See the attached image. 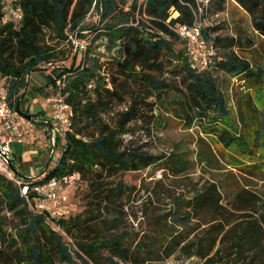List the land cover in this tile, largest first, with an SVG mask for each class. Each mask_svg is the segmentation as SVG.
Masks as SVG:
<instances>
[{"label":"trees","instance_id":"obj_1","mask_svg":"<svg viewBox=\"0 0 264 264\" xmlns=\"http://www.w3.org/2000/svg\"><path fill=\"white\" fill-rule=\"evenodd\" d=\"M231 1L251 17L253 30L264 41V0ZM18 2L23 18L15 24L2 22L0 0V74L6 77L9 104L36 123L41 122L40 112L29 113L21 104L32 75L47 70L45 84L37 89L38 93L62 80V92L72 109L71 131L60 145L59 158L52 167L47 166L38 174L34 182L71 174H76L78 180L72 189L75 212L58 221L64 235L54 230L44 215L32 213L20 197L19 189L0 174V213L3 209L18 221L11 237L0 229V264H101L99 257L103 251L108 253L109 264L131 261L147 264L167 258L176 251L189 253L194 247V252L187 257L203 259L208 256L202 252L200 241L196 245L192 242L183 244L186 237L176 234L174 225L180 222L185 208L218 213L221 194L215 183L196 189L187 204L177 198L174 202L176 210L166 214L173 215L167 222L170 225L166 231L133 244L126 233L112 234L121 225V218L115 211L122 205L126 185L118 181L112 186L109 179L119 173L138 172L157 164L175 173L188 169L184 152L176 150L172 155H157L134 146L131 139H125L126 135H133L131 123L152 116L145 110L152 105L151 101H156L164 105L167 122L177 120L188 128L196 124L203 134L197 138L200 145L209 139L225 148L240 146L238 156L244 162L234 159V165L237 164L233 167L238 166L240 173L247 177L264 181V161L258 159L251 148H260L264 122L259 123L261 130H255L251 146L245 145L244 137L230 123L226 99L208 71L209 68L218 69L236 78L245 93L254 91L264 96L263 67L238 55L236 50L241 46L237 38L214 36L219 26L201 25L199 32L203 44L220 50L209 55L202 68L192 56L188 41L172 30L178 24L193 26L196 20L201 22L209 5L213 4L216 12L222 11L227 0H209L205 5L198 4L197 0ZM94 9L97 19L93 24H87V17ZM46 31L53 33L57 41L71 46L72 36L79 41L90 39L85 50L76 49L77 54H81L79 62L73 61L70 66L62 64L60 60L67 56L63 50L57 51L46 43ZM102 39L104 48L111 53L105 64L101 62V56L91 55L92 44ZM244 40L253 46L252 39L245 37ZM243 101L252 107L249 98ZM115 105L125 106L117 112L113 122L103 121L101 115L110 112ZM251 110L255 114V109ZM152 119L159 121L155 116ZM241 119L245 124V119ZM83 182L87 189L82 196L85 204L80 214L76 209L79 202L75 203V191ZM250 193L252 210L260 205L262 212L258 216L241 215L240 224L231 230V256L233 260H239L251 254L249 262L244 264H264V247L261 245L264 240V201ZM213 221L216 222L204 231V236L211 237L214 242L221 235L222 242L227 231L224 232L221 219L214 218ZM96 223L109 233L107 237L91 236Z\"/></svg>","mask_w":264,"mask_h":264},{"label":"rangeland","instance_id":"obj_2","mask_svg":"<svg viewBox=\"0 0 264 264\" xmlns=\"http://www.w3.org/2000/svg\"><path fill=\"white\" fill-rule=\"evenodd\" d=\"M96 19L97 11L94 9L88 15L86 23L93 24ZM201 24L204 27L219 26L220 29L213 34L214 36L237 38L241 46L239 50H236L238 55L249 60L252 64L262 66L264 69V41L259 39L253 30L251 17L236 3L227 0L224 9L220 12H216L213 4L209 5L206 13L203 14ZM245 37L254 41L253 46H250L244 40ZM44 40L57 51L63 50L65 57H67L65 60H60V62L70 66L73 61L77 64L80 60L81 54H77L76 49L85 50V46L90 39L79 41L72 36L71 43L73 46H71L66 42L57 41L53 33L46 31ZM104 43L103 39L93 43V53L91 55L101 56L100 60L105 64L108 62L111 53L106 51ZM214 52H220V50L213 47ZM208 71L215 79L219 92L226 99L230 109V123L244 137L242 140L245 145L251 146L255 130H261L259 123L261 120L264 122V96L258 94L260 92L255 93L254 91L245 93V90L240 87L241 83L236 78L230 77L218 69L209 68ZM47 73V70L37 71L32 76V80L29 81L24 103L28 105L30 112L36 109L39 102L37 89L44 86ZM42 94L44 95L45 91ZM46 94L49 95L50 93L46 92ZM46 94L44 97H47ZM244 98H249L252 107L248 106L245 103L246 101H243ZM151 102L152 105L148 106L145 113L149 116L152 114V116L131 123L130 129L133 135L131 137L126 135L125 139H131L134 146L142 147L143 150L157 155H172L175 154L176 150L184 152L188 159V169L181 173H175L168 169H162V166L157 164L138 172L119 173L116 177L110 178L109 182L112 186L118 181L126 185L122 205L118 207L120 209L115 211V214L121 218V225L112 234L126 233L131 237L130 242L133 244H136L140 239L153 236L155 233L162 235L170 225L167 222H170L173 216L169 217L166 214L176 210L174 202L177 198L183 199L187 204L191 202L190 200L193 198L196 189L203 188L207 183H215L221 194L219 202L221 209L218 213H214L212 210L198 211L185 208L181 214L180 222L174 225L176 234L186 237L183 244L192 242L193 245H196L200 241L202 252L207 253L208 256L203 259L196 256L187 257V254L194 252L196 249L194 247L193 251L189 250V253L183 254L176 251L167 258L162 257L147 264H244L249 262L248 256L251 254L244 255L239 260H233L231 256L233 254L231 230L235 225L240 224L241 215L250 213L258 216L262 212L260 205H256L255 210H252V199L248 193L251 192L264 201V181L247 177L240 173L238 166L233 167L237 164L234 165V159H240L244 162L238 156V151L241 150L240 146L225 148L209 139H206V144L200 145L197 138L203 136V134L196 124L188 128L184 123L177 120L167 122L165 120L164 105L156 101ZM124 106L115 105L110 112L101 115L102 120L113 122L117 112L121 111ZM252 108L255 109V114L251 110ZM153 116L157 117L159 121L154 122ZM241 117L245 119V124H243ZM246 142L248 143L246 144ZM260 144L258 150L253 146L251 148L256 151L257 158L264 161V129ZM60 145L61 142L51 154V150L45 151L43 144L38 143L35 149L44 152L37 154L34 159L26 164L28 174L36 175L38 172H43L41 166L48 161L50 167H52L60 156L62 149ZM31 154L33 153L29 150L28 155L31 156ZM204 159H210L211 162H206ZM86 189V183L83 182L78 184L75 191V203L79 202L76 209L77 213L81 212L80 214L84 210L85 201H83L82 196H84ZM242 190H247L248 193H243ZM73 203L74 201H72ZM186 214H188V217L185 218ZM214 218L221 219L224 232L227 231L225 233L227 237L222 242L220 241L221 235L214 242L211 237L205 238L204 236V231L216 222L213 221ZM17 224L16 218L2 209L0 229L6 231L11 237L14 235L13 227ZM93 230L91 236L98 239L109 235L99 223L94 224ZM68 240L71 242L70 239ZM261 245L264 247V240ZM107 257L108 253L103 251L99 257L100 263L109 264ZM133 263L131 261L130 263L121 264Z\"/></svg>","mask_w":264,"mask_h":264},{"label":"built area","instance_id":"obj_3","mask_svg":"<svg viewBox=\"0 0 264 264\" xmlns=\"http://www.w3.org/2000/svg\"><path fill=\"white\" fill-rule=\"evenodd\" d=\"M197 2L205 5L209 0H197ZM1 10L2 22L18 24L23 18L18 0H2ZM199 12H201L200 7ZM201 25V22L196 20L193 26L178 24L172 30L188 41L192 56L203 68L208 62V56L213 54V47L206 46L201 41L199 32ZM63 86L62 80H57L54 86L50 84L46 87L47 92L50 93L48 102L52 123L47 129V148L51 150V154L59 142L64 143L67 133L71 131L72 109L65 100ZM35 125L36 120L28 118L24 112L9 104L6 77L0 74V174L19 189L20 197L32 213L44 215L54 230L65 235L58 221L75 212V206L72 204V189L78 176L71 174L34 182L37 175L20 174L11 158V145L26 143L33 138Z\"/></svg>","mask_w":264,"mask_h":264},{"label":"crops","instance_id":"obj_4","mask_svg":"<svg viewBox=\"0 0 264 264\" xmlns=\"http://www.w3.org/2000/svg\"><path fill=\"white\" fill-rule=\"evenodd\" d=\"M33 76V75H32ZM46 89V88H45ZM47 92V90H45ZM46 94V93H45ZM45 94L43 95L42 93H38L37 91V96L39 97V102L37 103L36 109L33 112L29 111L28 105H26L24 102H22L21 106L23 109H27L29 113H36L40 112V121H37L36 123V129L33 138L27 140L26 143H14L11 145V158L14 164L15 169L22 175H29L28 174V169L26 164L29 163L32 159L36 157L37 154H40L44 152L43 150L37 151L35 147L37 146L38 143L43 144V148L49 151L47 148V139H48V133L47 129L50 127L52 120H51V112L49 109V102H48V96L44 97ZM25 101V97H24ZM41 129V131H39ZM39 141V142H38ZM29 150H31V156L28 155ZM47 166L50 167L49 161L46 162L45 164H42L41 167L42 171L47 168ZM39 167V166H38ZM40 174L39 172L36 174Z\"/></svg>","mask_w":264,"mask_h":264},{"label":"water","instance_id":"obj_5","mask_svg":"<svg viewBox=\"0 0 264 264\" xmlns=\"http://www.w3.org/2000/svg\"><path fill=\"white\" fill-rule=\"evenodd\" d=\"M27 117H28V118H32V117H30V116H28V115H27ZM32 119H33V118H32Z\"/></svg>","mask_w":264,"mask_h":264}]
</instances>
